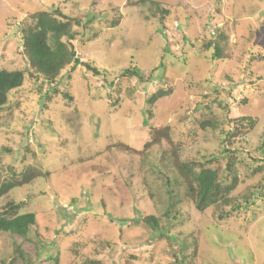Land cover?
Segmentation results:
<instances>
[{
  "label": "rangeland",
  "instance_id": "1",
  "mask_svg": "<svg viewBox=\"0 0 264 264\" xmlns=\"http://www.w3.org/2000/svg\"><path fill=\"white\" fill-rule=\"evenodd\" d=\"M52 6L80 20L72 43L81 63L58 82L70 65L62 69L45 97L48 84L39 88L26 69L20 26ZM216 28L219 58L208 45ZM0 68L25 72L0 108V185L42 173L0 196V207L13 201L36 214L28 239L0 232V262L16 240L31 264H165L181 242L191 264H264V0H0ZM157 89L169 92L149 105ZM242 116L253 127L226 141ZM208 118L217 125L202 128ZM165 125L183 161L224 166L235 154L229 203L199 212L169 144L143 148ZM120 142L139 152L107 147ZM138 211L167 230L133 220Z\"/></svg>",
  "mask_w": 264,
  "mask_h": 264
},
{
  "label": "trees",
  "instance_id": "2",
  "mask_svg": "<svg viewBox=\"0 0 264 264\" xmlns=\"http://www.w3.org/2000/svg\"><path fill=\"white\" fill-rule=\"evenodd\" d=\"M79 23L77 18H71L60 12V10L52 6L49 9L37 10L28 16L27 22L20 26L21 30V42L23 43L26 55L27 71L35 78L36 85L41 88L43 85L48 84L49 88L45 97L48 96L50 90H56L53 83L62 82L67 76L69 71L74 70L78 64L81 63L76 56L72 40L76 36V32L73 29L74 23ZM224 31L221 28H216L213 36L208 41V45H213V56L219 58L221 56L220 45L214 41L215 37L224 38ZM91 70L93 73L98 74L100 71L89 64L88 62L82 63ZM70 65L68 71L56 80L61 70ZM24 71L22 69H6L0 68V108L7 103L8 95L14 89L20 87L24 81ZM122 74L134 75L140 77V72L136 68L123 70ZM169 91L157 89L148 98L147 102L152 105L160 97L167 95ZM67 97L69 94L64 93ZM147 112H151L149 108H146ZM248 121L245 123V121ZM149 123L148 118L145 120ZM256 119L251 116H242L232 120V124H229L226 132L225 140L232 143V141L238 137V135L246 133L250 130ZM202 128L206 126L215 127L217 123L211 118L200 121ZM169 144V155L171 159V165L176 171L177 175L181 178V182L184 185V196L186 199H190L194 207L203 212L211 205L226 204L230 202V193L236 188L238 183L237 167L235 165V154L228 151L224 155L226 161L224 166L217 164L216 166H207L206 164L212 160H217L213 157L210 161L205 163L196 162V160L183 161L180 159L178 149L172 140L170 126H157L151 134V139L144 144V149L152 146L153 144H159L162 141ZM113 145L130 151L131 153L139 152L137 149L132 148L123 143L109 144L108 149ZM141 153V152H140ZM42 175L40 172L30 170L19 179L5 181L0 185V196L6 194L8 191L15 187H21L31 182L37 176ZM228 180L230 182L228 183ZM126 183V182H125ZM167 192L171 203L164 214L165 217L172 215L173 206V187L170 183V178L167 179ZM127 191H129L126 188ZM247 202V198H245ZM20 203L8 201L2 207H0V232H7L13 236H18L22 239H28L29 232L32 226L36 225L35 212H18ZM239 203L236 206H232V210L239 207ZM225 213V212H224ZM174 215V213H173ZM111 219L116 218L110 216ZM133 220H141L144 223H148L151 227H154L158 233H163L167 230V227L160 225V220L153 214H145L138 211L133 217ZM118 219V218H117ZM126 220V219H125ZM176 239L175 237H173ZM218 242L217 240H215ZM13 254L7 262L1 261L0 264H31L33 259L25 253L21 245L14 240ZM79 244V243H77ZM183 249V243L179 245L178 251ZM178 252V253H179ZM174 254L175 260L165 264H191L187 262L182 255ZM185 256V255H184ZM50 259H54V264H59L57 257L49 256ZM37 259V258H34ZM21 261V262H20ZM99 261V260H97ZM95 262V260H94Z\"/></svg>",
  "mask_w": 264,
  "mask_h": 264
}]
</instances>
